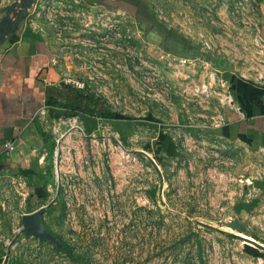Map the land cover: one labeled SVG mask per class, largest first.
Instances as JSON below:
<instances>
[{
  "label": "rangeland",
  "instance_id": "obj_1",
  "mask_svg": "<svg viewBox=\"0 0 264 264\" xmlns=\"http://www.w3.org/2000/svg\"><path fill=\"white\" fill-rule=\"evenodd\" d=\"M210 1L199 18L173 0L147 5L158 25L214 44L192 62L152 44L129 14L80 0H42L28 14L55 47L68 86L83 84L97 109L116 118L70 115V124L47 130L50 144L26 170L0 164L2 264L7 256L9 264H264L231 235L264 244V191L255 185L264 182V156L214 132L228 122L221 75L232 69L223 50L232 16ZM204 84L208 93L197 92ZM130 120L137 134L115 124ZM31 185L48 191L46 202L37 203ZM42 206L62 248L24 234L22 216Z\"/></svg>",
  "mask_w": 264,
  "mask_h": 264
},
{
  "label": "crops",
  "instance_id": "obj_2",
  "mask_svg": "<svg viewBox=\"0 0 264 264\" xmlns=\"http://www.w3.org/2000/svg\"><path fill=\"white\" fill-rule=\"evenodd\" d=\"M80 1L87 7H96L112 14L125 13L136 20L140 19L142 29L152 44L159 42L168 55L193 61L201 58L198 40L155 22L148 10L151 0ZM173 1L184 6L183 12L187 15L198 18L205 16L203 0ZM257 1L260 7L257 16L264 37V0ZM34 7L30 0L27 9L24 0H0V26L19 21L14 27L16 34L12 39H5L0 44V164L7 160L23 170L33 159L36 160L39 149L42 151L44 146L50 144L41 137V132L47 134L52 127L57 131L63 125L70 124V111L64 108L70 98L69 91L64 87L69 85L64 79L66 73L55 47L42 33L28 25L27 16ZM166 21L171 25L182 24L180 26L187 29L186 24L174 16L168 15ZM221 78L232 93L236 107L226 110L228 122L214 132L250 152H261L264 156V87L239 79L232 69H227ZM100 119L93 120L96 122ZM120 122L115 124H127L135 134L138 133L139 124L135 121ZM8 142L15 144V151L6 150ZM38 156L41 157L42 152ZM255 185L258 191H264L263 181Z\"/></svg>",
  "mask_w": 264,
  "mask_h": 264
},
{
  "label": "built area",
  "instance_id": "obj_3",
  "mask_svg": "<svg viewBox=\"0 0 264 264\" xmlns=\"http://www.w3.org/2000/svg\"><path fill=\"white\" fill-rule=\"evenodd\" d=\"M30 1L35 7L39 2V0ZM210 2L213 7H220L215 13L219 14L221 10H227L228 14L232 16H227V18H229L226 34L227 39L225 41L227 46L223 48V50L227 52L226 55L228 63L232 67V72L245 82L264 87V37L257 16L260 8L258 1L211 0ZM0 37H2V35H0ZM3 37L7 39L8 35H4ZM198 43L201 56L203 53L207 54L214 48V44L211 41H202L198 38ZM217 49H219V47H217ZM223 50L219 49V52L221 53ZM188 61L192 62L193 60L184 59V62ZM66 82L70 84V80ZM209 82L210 84L215 82V77L211 76ZM74 85L76 89L79 90L85 88L83 84L77 82H74ZM196 91H202L201 93L207 94V84H204L201 90L197 89ZM224 103L227 104L230 109L236 107L235 99L230 91L226 94ZM5 147L8 152L16 150V146L12 142H8Z\"/></svg>",
  "mask_w": 264,
  "mask_h": 264
},
{
  "label": "trees",
  "instance_id": "obj_4",
  "mask_svg": "<svg viewBox=\"0 0 264 264\" xmlns=\"http://www.w3.org/2000/svg\"><path fill=\"white\" fill-rule=\"evenodd\" d=\"M19 22V21H18ZM16 22L15 24H9L6 23L2 26H0V32L3 34H8V40L12 39V36L16 34V29H14L15 25H17ZM16 39V38H15ZM14 39V41H15ZM5 40L2 39L1 44L4 43ZM70 94V98L68 100L69 104H65L64 108L69 109L70 115L72 116H80L81 117H88V118H93V119H98V118H104L106 121H110L113 118H116V114H106L104 112H101L100 110L97 109V103L96 101L91 97L85 95L82 91L72 88L71 86H64ZM92 119V120H93ZM95 122V120H93ZM97 123V122H96ZM41 137L44 138L45 142L48 143V135L45 132H41ZM168 138L166 136L161 138V142L165 139ZM167 141V140H166ZM160 142V143H161ZM168 142V147L170 146ZM28 175L32 176V173L30 171L26 172ZM33 184V183H32ZM30 189H32V193L34 191V194L37 196V203L42 204L43 202H46V200L49 197V193L46 189H42L41 187L37 185H31ZM37 205V204H36ZM34 205V206H36ZM61 242V240H60ZM62 244V242H61ZM258 253L259 251L256 250ZM262 254V253H260ZM261 257L264 258V255L262 254ZM2 264V262H0Z\"/></svg>",
  "mask_w": 264,
  "mask_h": 264
},
{
  "label": "water",
  "instance_id": "obj_5",
  "mask_svg": "<svg viewBox=\"0 0 264 264\" xmlns=\"http://www.w3.org/2000/svg\"><path fill=\"white\" fill-rule=\"evenodd\" d=\"M26 4V9L29 6V0H24ZM16 23V22H15ZM10 24V23H9ZM2 37H0V44L2 39H4V35H8L5 33H1ZM5 40V39H4ZM133 153V152H130ZM145 157L148 159V161L156 168L158 169V165L156 164L155 160L147 153H144ZM49 206H42L39 209L35 210L32 213L24 214L21 218L22 225L24 227V234L27 237H34L40 241H45L50 244H53L57 248H62L63 245L60 242V239L51 233L48 228L45 225L44 222V215L46 211L48 210ZM233 237L241 240L242 242L252 246L259 252H261L264 255V244L257 242L251 238L245 237V236H240L237 234H231ZM9 257L7 256L3 262V264H9Z\"/></svg>",
  "mask_w": 264,
  "mask_h": 264
}]
</instances>
